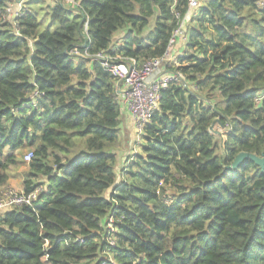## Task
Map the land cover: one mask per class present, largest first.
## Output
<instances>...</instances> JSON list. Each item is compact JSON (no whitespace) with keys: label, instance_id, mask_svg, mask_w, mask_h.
I'll list each match as a JSON object with an SVG mask.
<instances>
[{"label":"trees","instance_id":"16d2710c","mask_svg":"<svg viewBox=\"0 0 264 264\" xmlns=\"http://www.w3.org/2000/svg\"><path fill=\"white\" fill-rule=\"evenodd\" d=\"M260 1L26 0L13 25L0 0V187L18 167L46 186L0 210V264H264V171L230 167L264 156ZM181 25L179 77L118 174L116 80L92 56L160 57Z\"/></svg>","mask_w":264,"mask_h":264},{"label":"built area","instance_id":"2783aa9c","mask_svg":"<svg viewBox=\"0 0 264 264\" xmlns=\"http://www.w3.org/2000/svg\"><path fill=\"white\" fill-rule=\"evenodd\" d=\"M26 0H9L7 7L4 9L3 17L8 19L13 25L16 24V18L21 14L23 9V3ZM56 3L66 4L68 6H74L73 0H55ZM188 8L195 10L198 8V0H187ZM260 5L264 7V0L260 1ZM178 15V14H176ZM84 33L87 39V23H84ZM184 38V29L178 26L172 33L168 48L164 55L160 57L148 58L143 62H139L135 58L122 56L120 54L111 55L106 52H97L92 56L93 59L98 60L100 64L107 69L116 80L115 89L118 95V103L127 109L134 121L136 129V144L139 137L142 134L143 125L150 119L152 113L157 108L158 101L160 99V92L172 80L179 77L177 72L167 71L163 74L164 64L169 55V50L177 40V38ZM115 45L114 48H117ZM70 56L76 58L80 56V53L76 49L69 51ZM84 56H88L87 53ZM174 63L171 61L170 64ZM167 63V67L170 65ZM39 93L34 92L30 97H34ZM259 99H264L262 94ZM31 158V152L27 151L23 155L24 161L28 162ZM46 186H36L32 191L25 193L22 191H16L10 187H4L0 190V210L7 208H16L22 205H32L37 200L39 194L44 192ZM113 218L109 217L108 231L113 232L112 227ZM107 241L110 246H113V239L110 234ZM47 242L44 243V249L47 248ZM112 260L109 262H103L102 264H112Z\"/></svg>","mask_w":264,"mask_h":264},{"label":"crops","instance_id":"0c3cea01","mask_svg":"<svg viewBox=\"0 0 264 264\" xmlns=\"http://www.w3.org/2000/svg\"><path fill=\"white\" fill-rule=\"evenodd\" d=\"M122 36L121 32L117 33L114 36L115 38H120ZM186 49V41L185 38H177L171 49L169 50V55L166 59V63L164 64L165 69L163 74L167 73V63L170 64L171 61H175V59L182 55ZM167 70V71H166ZM118 143L113 149V152L117 156V166L116 171L119 174L121 168L125 164V160L128 156H132L137 150L138 146L136 144V129L134 121L127 109H125L122 105H120V116H119V124H118ZM20 165V163H19ZM25 176V170L23 168H16L14 170H10V177L7 183L4 186L0 187V190L4 187H13L18 191L23 190V179Z\"/></svg>","mask_w":264,"mask_h":264},{"label":"water","instance_id":"95a60500","mask_svg":"<svg viewBox=\"0 0 264 264\" xmlns=\"http://www.w3.org/2000/svg\"><path fill=\"white\" fill-rule=\"evenodd\" d=\"M212 127H213V124L210 126V128H212ZM244 159L252 160L256 165H258L261 168L262 171H264V156L263 155L258 156L254 153L244 152V151L239 152L235 156L230 167L236 168Z\"/></svg>","mask_w":264,"mask_h":264},{"label":"rangeland","instance_id":"374dc122","mask_svg":"<svg viewBox=\"0 0 264 264\" xmlns=\"http://www.w3.org/2000/svg\"><path fill=\"white\" fill-rule=\"evenodd\" d=\"M23 5H24V3H23ZM197 11V10H196ZM44 27V26H43ZM78 150V149H77ZM27 151H30V150H19V151H17V157H18V159H19V163L21 164V165H24V166H26V164L24 163V162H26V161H24V159H23V155L27 152ZM38 181V184H37V186H45L44 185V182H43V178H39V180H37ZM10 188H12V189H14V190H16L15 188H13V187H11V186H9ZM17 191V190H16Z\"/></svg>","mask_w":264,"mask_h":264}]
</instances>
